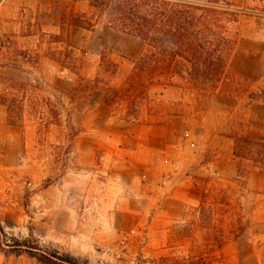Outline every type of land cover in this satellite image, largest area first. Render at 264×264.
Returning a JSON list of instances; mask_svg holds the SVG:
<instances>
[{
    "label": "rangeland",
    "instance_id": "1",
    "mask_svg": "<svg viewBox=\"0 0 264 264\" xmlns=\"http://www.w3.org/2000/svg\"><path fill=\"white\" fill-rule=\"evenodd\" d=\"M235 2L227 84H154L137 121L103 96L128 87L140 38L103 20L56 41L57 11L73 0H0L3 241L89 264H264V173L235 156L233 138L264 141V0ZM3 248L0 264H39Z\"/></svg>",
    "mask_w": 264,
    "mask_h": 264
},
{
    "label": "trees",
    "instance_id": "2",
    "mask_svg": "<svg viewBox=\"0 0 264 264\" xmlns=\"http://www.w3.org/2000/svg\"><path fill=\"white\" fill-rule=\"evenodd\" d=\"M83 1L89 3L93 10L92 16L77 13L74 9L70 12L57 11L61 17L62 33L53 36V39H63L70 26L90 30L105 20L107 26L129 32L140 38L146 46L125 81L128 87L111 88L109 94L103 96V103L109 108L125 101L126 116L139 121V106L143 99L149 98V88L154 84L166 82L176 85L173 81L175 76L182 78L189 87L204 91L210 87L212 92H216L227 84V59L237 40L228 32L227 24L237 22L240 16L239 11L232 8L236 6L235 0ZM80 79L87 83V86H83L84 91L90 90V82L84 77ZM136 92L137 98L133 96ZM148 113L151 114L149 110ZM233 138L235 156L264 173V141L253 140L247 133L234 135ZM247 173L246 166H243V169H239L236 181L243 184ZM226 197L224 193L218 198L219 202H224ZM206 205L204 198L201 199V209L205 210ZM232 227H235L233 223L216 240L222 248L227 243L228 235L236 231ZM246 228L247 224H240V233H236L235 237H239ZM3 234L0 225V246H5L3 249L8 254H28L39 264H89L80 263L59 250H44L39 245L34 247L29 239H14V244H10L8 240L3 241Z\"/></svg>",
    "mask_w": 264,
    "mask_h": 264
},
{
    "label": "crops",
    "instance_id": "3",
    "mask_svg": "<svg viewBox=\"0 0 264 264\" xmlns=\"http://www.w3.org/2000/svg\"><path fill=\"white\" fill-rule=\"evenodd\" d=\"M86 2L87 1H83V0L82 1H75V2L73 1L72 9H74L75 12H77V13L84 14L88 11V9L84 7L86 5ZM88 7H89V4H88ZM0 11H1V9H0Z\"/></svg>",
    "mask_w": 264,
    "mask_h": 264
}]
</instances>
